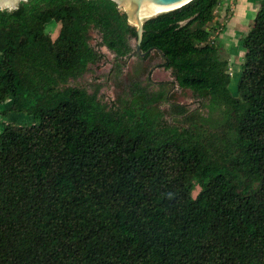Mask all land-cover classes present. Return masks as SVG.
I'll return each instance as SVG.
<instances>
[{
	"label": "trees",
	"instance_id": "trees-1",
	"mask_svg": "<svg viewBox=\"0 0 264 264\" xmlns=\"http://www.w3.org/2000/svg\"><path fill=\"white\" fill-rule=\"evenodd\" d=\"M221 1L147 19L141 45L207 100L206 117L172 102L169 82L150 91V72L124 106L69 84L105 58L92 30L118 65L135 52L115 0L0 9V106L35 120L0 128V264H264V0L237 94L208 27Z\"/></svg>",
	"mask_w": 264,
	"mask_h": 264
},
{
	"label": "rangeland",
	"instance_id": "rangeland-1",
	"mask_svg": "<svg viewBox=\"0 0 264 264\" xmlns=\"http://www.w3.org/2000/svg\"><path fill=\"white\" fill-rule=\"evenodd\" d=\"M20 1L22 0L14 5H9V7L0 5V9H15ZM259 5L260 0H223L215 11L216 20L208 25L213 32L212 36L214 38L219 37L223 43V57L230 60V70L232 72L230 88L234 94H237V85L244 62L245 51L241 46V38L247 35L252 27ZM119 6L124 11L125 8L120 3ZM233 12H235V15H233ZM226 24H229L228 27H226ZM59 29L60 24H52L48 25L47 32L51 34L52 39H56ZM219 32L221 33L219 34ZM90 41L94 48L105 55V58L95 65H90V70L81 78L71 80L70 85L84 87L90 93L96 90L99 98L105 103L121 106L125 99L131 97V89L134 84L138 83L141 87L148 84V72H150L151 82L154 83L147 86L150 91L159 90L161 87L157 84L161 82H169L166 89L169 90L172 102L184 104L188 109L195 110L204 117L209 115L206 99L199 97L191 89L180 88L172 75L171 69L158 67V65L164 63V58L160 54L152 52L150 58L144 59L133 53L128 58V62L118 65L117 61L113 63L116 58L115 54L101 44V36L97 30L91 31ZM131 44L135 47V39L131 40ZM10 106L9 102L0 106V128L5 123L29 126L35 122L31 116L16 112L10 109ZM160 108L168 115L170 103L162 102ZM199 190L200 188L197 187L193 192V196H196Z\"/></svg>",
	"mask_w": 264,
	"mask_h": 264
},
{
	"label": "water",
	"instance_id": "water-1",
	"mask_svg": "<svg viewBox=\"0 0 264 264\" xmlns=\"http://www.w3.org/2000/svg\"><path fill=\"white\" fill-rule=\"evenodd\" d=\"M19 0H0V5H14ZM119 2L125 9L128 16L129 23L136 26L137 38L136 49L134 54L145 57L148 52H143L141 49L143 36H144V22L162 12L180 8L193 0H115ZM118 3V4H119ZM129 60H122L126 63ZM116 62L114 59L113 63Z\"/></svg>",
	"mask_w": 264,
	"mask_h": 264
},
{
	"label": "crops",
	"instance_id": "crops-1",
	"mask_svg": "<svg viewBox=\"0 0 264 264\" xmlns=\"http://www.w3.org/2000/svg\"><path fill=\"white\" fill-rule=\"evenodd\" d=\"M222 1H223V0H222ZM233 11H234V10H233ZM234 13H235V12H233V15H235ZM216 18H217V17H216ZM215 20H216V19H215ZM228 22H229V21H228ZM228 25H229V24H226V27H228Z\"/></svg>",
	"mask_w": 264,
	"mask_h": 264
},
{
	"label": "bare ground",
	"instance_id": "bare-ground-1",
	"mask_svg": "<svg viewBox=\"0 0 264 264\" xmlns=\"http://www.w3.org/2000/svg\"><path fill=\"white\" fill-rule=\"evenodd\" d=\"M7 7H9V6H7Z\"/></svg>",
	"mask_w": 264,
	"mask_h": 264
},
{
	"label": "built area",
	"instance_id": "built-area-1",
	"mask_svg": "<svg viewBox=\"0 0 264 264\" xmlns=\"http://www.w3.org/2000/svg\"><path fill=\"white\" fill-rule=\"evenodd\" d=\"M231 74H232V72H231Z\"/></svg>",
	"mask_w": 264,
	"mask_h": 264
}]
</instances>
